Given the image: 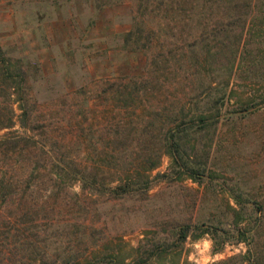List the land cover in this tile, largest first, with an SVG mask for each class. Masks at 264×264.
I'll use <instances>...</instances> for the list:
<instances>
[{
  "label": "rangeland",
  "instance_id": "obj_1",
  "mask_svg": "<svg viewBox=\"0 0 264 264\" xmlns=\"http://www.w3.org/2000/svg\"><path fill=\"white\" fill-rule=\"evenodd\" d=\"M229 1L0 0V48L11 71L25 79L17 93L3 82L0 63V138H25L0 148V182L18 183L10 192L26 195L39 211L41 231L50 247L55 242L54 258L119 254L131 264L140 245H174L188 225V239L155 264H214L246 253L245 243L232 240L214 254L213 237L203 232L229 221L236 192L264 202V107L237 113L247 93H264V82H247L245 89L233 82L236 94L219 124L189 130L209 169L201 183L177 173L162 130L175 126L182 108L191 109L212 68H247L260 58L255 67L264 69V0L248 16L231 12L236 0ZM234 18L246 19L244 31L237 25L236 34L243 33L238 58L222 47L209 57L217 50L213 30ZM134 82H149V92L130 96L123 87ZM114 151L119 172L123 156L162 155L148 192L116 198L106 191L119 176L108 166ZM72 168H89L99 185L84 190ZM2 212L11 217L18 210L13 204ZM7 223L0 236L13 229Z\"/></svg>",
  "mask_w": 264,
  "mask_h": 264
},
{
  "label": "trees",
  "instance_id": "obj_2",
  "mask_svg": "<svg viewBox=\"0 0 264 264\" xmlns=\"http://www.w3.org/2000/svg\"><path fill=\"white\" fill-rule=\"evenodd\" d=\"M255 1L257 0H236L235 2L230 0L229 3L232 4L234 2V4L229 7V10L234 13H244L248 16ZM262 6H264L263 3ZM243 20L246 19L234 18L227 23L218 25L213 30L211 37L217 50L213 53V49H210L208 52L209 57L215 58L218 56V52L222 47L229 50L233 49L231 56L236 61L240 47L243 45V33L239 32V34H236L237 25L239 23L242 24V31H244L246 21ZM131 37L132 33L127 34L126 44L129 43ZM257 37L260 38L261 34ZM245 49H247V46H245ZM246 52H244V57ZM0 56L2 57L0 63L3 65V82L17 93L22 92L25 82L24 73L22 71L16 73L11 71V61L5 58V52H3L2 48H0ZM244 57L242 59L243 62L247 60ZM259 60L260 58L252 60V66L249 65L247 68L244 64L232 65L231 68H212V70L208 71L207 77L209 80L207 84H202L200 91L193 97L191 109L186 111L184 107L180 110L178 117L172 120L175 126L167 129L165 126L162 127V130H168L164 138L165 149H167L168 155L172 157L173 164L179 175H187L189 179L198 183L205 181L209 177L208 167L204 162L198 160L197 150L199 145L197 148V145L192 143L189 132L194 130V133H198V131L208 130L210 127H216L219 124L227 103L236 94V90L232 86L233 82H237L238 84L236 85H242L241 87L244 89L248 87L247 82H252V84L253 82H264V69H256ZM147 84L149 82L141 86L138 82H134L129 87H123V90L129 91L130 96H139L143 89H145V93L149 92ZM243 105L241 110L237 112L238 114L258 107H264V93L260 95L247 93V98L244 100ZM21 108L23 109L21 122L23 127H27L28 114L24 110V103H22ZM150 126H155V123L151 122ZM3 127L12 128L13 126L9 124ZM196 130L198 131L196 132ZM20 138L22 137L0 138V148L4 150L7 145L13 144L12 139L15 140L14 145H16V143H19L16 140ZM22 139L23 141L25 140V138ZM8 152L9 149H6L5 155H8ZM116 152H112V161L108 162L110 169L111 166H114L115 171H117V159H119ZM130 158L132 157L123 156V159H121L123 161L121 172L117 171L119 173L118 179L114 180L106 190L116 198L140 191L148 192L152 186L150 174L160 166L162 155H156L155 151H147V153L137 158H132L131 160ZM10 168L11 170L13 169V167H7L8 171H11L9 170ZM71 174L75 175L82 183L84 190H91L99 185V180L96 175L92 176L89 168H84V170L72 168ZM14 184L18 185L14 181L2 180L0 182V227L5 225L6 221H8L7 224L13 225L11 226L12 230L1 233L0 247H6L7 250H5L6 248L0 249V264L8 262L12 264H128L126 259L121 258L119 254L102 257L84 254L74 256L63 252V254L59 253V256L54 258L49 250L52 249L55 242L54 244L51 243L53 246L50 247L48 244L49 239L41 231L39 211L32 210L30 200L26 195H22L20 198L13 196L10 191L12 187H15ZM233 199L236 207L230 208L231 218H229V221L228 217V222L219 220L218 225L207 227L203 235H212L214 254L221 252L225 244L232 240L238 243H245L247 251L245 254L214 264H264V202L248 198L237 192L234 193ZM13 204L17 207L18 213L11 217L5 216L2 211L9 209ZM191 229L192 226L189 225L179 229L177 232L178 239L174 245H168L165 242H156L150 246L140 245L136 249L137 257L131 264L157 263L168 256L169 253L175 251L174 249L179 248L188 239ZM6 234L8 237H6ZM3 240L7 242L12 240L11 245H7ZM219 240L221 241L219 242Z\"/></svg>",
  "mask_w": 264,
  "mask_h": 264
},
{
  "label": "crops",
  "instance_id": "obj_3",
  "mask_svg": "<svg viewBox=\"0 0 264 264\" xmlns=\"http://www.w3.org/2000/svg\"><path fill=\"white\" fill-rule=\"evenodd\" d=\"M48 37V36H47ZM46 39H50L49 37L48 38H46Z\"/></svg>",
  "mask_w": 264,
  "mask_h": 264
}]
</instances>
